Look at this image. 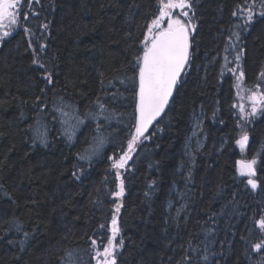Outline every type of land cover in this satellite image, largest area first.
Here are the masks:
<instances>
[{
  "label": "trees",
  "instance_id": "obj_1",
  "mask_svg": "<svg viewBox=\"0 0 264 264\" xmlns=\"http://www.w3.org/2000/svg\"><path fill=\"white\" fill-rule=\"evenodd\" d=\"M244 4L196 0L190 67L158 126L162 130L154 124L146 136L154 134L141 138L132 159L119 170L123 197L110 194L120 180L109 157L127 150L135 110L132 85L126 90L120 81L133 75L131 61L143 26L157 14V0H40L33 5L39 18L19 23L43 35L39 43L46 50L39 58L53 72L54 83L46 84L33 65L37 42L29 47L22 28L1 43L0 264H96L90 239L99 244L102 234L107 242L113 214L124 239L117 264H185L189 245L214 250L212 264H264V252L251 249L262 238L253 222L264 210V115L258 110L246 123L239 120V71L227 70L237 66L235 55L243 49L238 63L245 73L244 89L255 91L259 83L264 92L259 78L264 72V18L247 30L237 27ZM40 24H48L47 30ZM233 32H239V41L229 39ZM230 44L236 47L226 50ZM59 97L73 105L64 108L63 117L53 111ZM198 113L204 143L192 167L186 145ZM38 119L48 127L47 147L29 127ZM238 124L249 137L243 151L236 144L243 134ZM65 130L72 133L71 141ZM97 137L104 145L91 163L78 161L77 154L90 152ZM253 157L256 190L237 172V161ZM73 165L84 169L79 180L72 177ZM188 170L191 198L185 214L174 220L170 204L175 190L184 189ZM16 224L32 234L23 250ZM209 229L215 232L208 235ZM189 254L195 259L196 253Z\"/></svg>",
  "mask_w": 264,
  "mask_h": 264
},
{
  "label": "snow or ice",
  "instance_id": "obj_2",
  "mask_svg": "<svg viewBox=\"0 0 264 264\" xmlns=\"http://www.w3.org/2000/svg\"><path fill=\"white\" fill-rule=\"evenodd\" d=\"M196 0H157V14L154 15L149 22L143 27L145 32L143 39L140 40L138 46V52L134 55L131 61V68L133 75L125 76L120 81L125 85L127 90V84L132 85V92L134 98V119H135V132L130 134V138L127 141V150L123 151V154L118 158L109 157L113 160L112 168L116 169L115 176L120 183L117 185V189L110 194L113 197H123L125 194V184L120 179V169L125 168L127 162L132 159V153L136 151L138 142L142 143L141 137L145 140L149 139L152 134L145 136L149 128L155 123L158 130L159 124L162 123L164 116L167 115L166 109L169 108L170 99L173 98L174 91L178 90V85L182 83V76L186 74V69L190 67L191 52L190 49L193 46L196 24L193 22L196 18L194 11V4ZM39 5L40 0H0V27H6L8 30L0 32V41L9 37L13 31L22 28L26 36H29V47H32L33 40L37 42V48L33 49L34 58L32 60L33 65L43 73L42 79L46 84H53V72L49 71L45 63L39 58V54H42L46 50V45L39 43L43 39L42 34H37L29 27L20 25L19 21L22 18L24 21L29 20L30 16L39 18V12L33 8V5ZM239 19L242 23L238 24L242 30H247L252 26L255 20L264 18V0H259V9L257 10V0H245L244 6L239 9ZM234 17L237 16V12L232 13ZM7 20V25L4 21ZM39 27L47 30L48 24H40ZM235 37L236 41L241 39L239 32H233L229 37L231 40ZM235 44L227 46L226 50L235 48ZM241 52L235 55V61L237 66L235 68L227 69L229 72L235 74L239 71V75L236 77V87L240 89L241 83L244 80L245 73L240 69L239 61L241 60ZM226 63L227 57H225ZM259 78L264 82V72L259 74ZM261 84L256 85V91H251L248 96L251 101V111L246 112L243 104L239 105L238 117L240 121L245 123L248 121L249 116H255L257 111L260 110L264 115V92L260 91ZM244 90V89H242ZM43 92V89H41ZM250 91V90H246ZM239 95V92L237 93ZM243 99V97H240ZM36 101H40V97H36ZM40 111L43 112L47 107V103L41 104ZM73 105L64 101L63 97L58 98V102L53 104V111L58 113L61 117L66 116L64 108H72ZM101 109L104 105L100 104ZM236 108L237 105H232ZM91 116L92 114L89 113ZM23 117V113H21ZM95 118V117H93ZM55 119V117H54ZM198 126V125H197ZM243 133L239 139L236 140V144L239 145L241 151L245 149L248 143L249 137L244 130L243 124H238ZM30 130L33 132L34 139H38L45 147L48 146V127L45 123H42L39 119L34 125H30ZM65 135L69 141L72 140V133H68L65 130ZM104 139L102 137L95 138V146L89 152L88 149L84 153H78V161H84L91 163L92 156L96 154L99 148L103 147ZM257 159L245 161H237V172L239 176L246 177V186H250L252 190L258 188L256 171ZM77 168L72 172V177L79 180L83 174L84 169L79 168L77 165H73ZM155 183V182H153ZM152 187V185H149ZM149 195V193H145ZM224 205L221 209L223 213ZM120 205L117 204L115 212L119 213ZM209 219H212L210 217ZM254 227L260 232L261 239L251 245L252 252L262 253L264 252V210H262L258 219L254 220ZM100 228L103 230L105 225L101 224ZM15 231L21 233L23 239L19 241L21 250L24 245L31 238V233L23 229V225L16 224ZM121 229L118 226L117 216L113 214L111 219L110 236L107 238V242H104V237L101 234L99 244L97 239H90L93 255L91 259L96 260V264H117V257L120 252L119 249L123 247L124 239L120 236ZM215 229H209L208 235H212ZM207 238V237H206ZM243 239V237H242ZM13 243V241H9ZM203 243V242H202ZM211 243V241H209ZM189 253H196L194 257ZM71 258V253L68 254ZM217 253L209 248L207 245L202 250L194 248L189 245L184 256L185 264H212L211 258L216 256Z\"/></svg>",
  "mask_w": 264,
  "mask_h": 264
},
{
  "label": "rangeland",
  "instance_id": "obj_3",
  "mask_svg": "<svg viewBox=\"0 0 264 264\" xmlns=\"http://www.w3.org/2000/svg\"><path fill=\"white\" fill-rule=\"evenodd\" d=\"M7 23H8L7 20H5L4 24L7 25ZM5 30H8V29L6 27H0V32H3ZM14 32L15 31H13L12 34ZM3 41H0V46ZM238 75L239 74H236L235 76L237 77ZM236 84H237V80H236ZM242 89H244L243 83H241L240 89L237 88V90L239 91V101L241 104L244 105L245 110H249L248 112H250L251 111V101H249L248 96L251 94V91H246L245 89L244 90ZM241 96L243 97V99L240 98ZM200 118H201V113H198L194 116L193 123H192V131H191V134L188 138L187 145H186V154L190 162L192 163L191 164L192 167H193V161L195 160L196 154L197 152L201 150L203 143H204V136L201 134ZM185 173H186V176H185L186 179L184 181V189L181 192H178L177 190H175L174 197L176 198V200L175 202H172L170 204V210L174 209L173 214H172L174 217V220H178L180 217H182L185 214V210L187 209V206H188L187 201H189L191 198L192 185H193L192 174L189 170L186 171Z\"/></svg>",
  "mask_w": 264,
  "mask_h": 264
},
{
  "label": "water",
  "instance_id": "obj_4",
  "mask_svg": "<svg viewBox=\"0 0 264 264\" xmlns=\"http://www.w3.org/2000/svg\"><path fill=\"white\" fill-rule=\"evenodd\" d=\"M175 93H176V91H174V93H173V98H172V99H170V104H169V107H170V105H171V103H172V101H173V99H174ZM168 109H169V108H167V109H166V112L168 111ZM154 124H155V123H154ZM154 124H153V125H154ZM151 127H152V126H151ZM151 127L149 128L148 132H146V133H145V136H146V135L149 133V131H150ZM141 138H142V137H141Z\"/></svg>",
  "mask_w": 264,
  "mask_h": 264
}]
</instances>
